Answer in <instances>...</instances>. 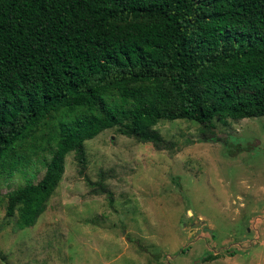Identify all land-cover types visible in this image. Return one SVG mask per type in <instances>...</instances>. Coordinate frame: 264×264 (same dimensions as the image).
I'll use <instances>...</instances> for the list:
<instances>
[{
	"label": "trees",
	"instance_id": "trees-1",
	"mask_svg": "<svg viewBox=\"0 0 264 264\" xmlns=\"http://www.w3.org/2000/svg\"><path fill=\"white\" fill-rule=\"evenodd\" d=\"M263 115L264 0H0V174L44 166L7 195L18 229L105 129L167 149L160 120L217 141L215 120Z\"/></svg>",
	"mask_w": 264,
	"mask_h": 264
},
{
	"label": "rangeland",
	"instance_id": "rangeland-1",
	"mask_svg": "<svg viewBox=\"0 0 264 264\" xmlns=\"http://www.w3.org/2000/svg\"><path fill=\"white\" fill-rule=\"evenodd\" d=\"M154 128L171 148L114 127L84 142L82 172L67 153L45 210L23 229L17 207L5 215L7 195L44 166L0 174V264H264V115L215 120L217 141L193 120Z\"/></svg>",
	"mask_w": 264,
	"mask_h": 264
}]
</instances>
